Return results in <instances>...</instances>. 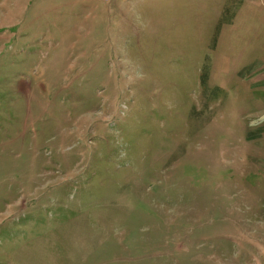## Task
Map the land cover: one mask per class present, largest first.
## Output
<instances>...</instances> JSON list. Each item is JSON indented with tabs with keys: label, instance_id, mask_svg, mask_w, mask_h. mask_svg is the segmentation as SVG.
Segmentation results:
<instances>
[{
	"label": "rangeland",
	"instance_id": "374dc122",
	"mask_svg": "<svg viewBox=\"0 0 264 264\" xmlns=\"http://www.w3.org/2000/svg\"><path fill=\"white\" fill-rule=\"evenodd\" d=\"M0 264H264V0H0Z\"/></svg>",
	"mask_w": 264,
	"mask_h": 264
}]
</instances>
